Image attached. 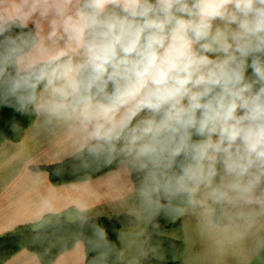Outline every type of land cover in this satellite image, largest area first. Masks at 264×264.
<instances>
[{
    "label": "clouds",
    "instance_id": "clouds-1",
    "mask_svg": "<svg viewBox=\"0 0 264 264\" xmlns=\"http://www.w3.org/2000/svg\"><path fill=\"white\" fill-rule=\"evenodd\" d=\"M0 108L69 123L147 219L264 218V0H0Z\"/></svg>",
    "mask_w": 264,
    "mask_h": 264
},
{
    "label": "crops",
    "instance_id": "crops-1",
    "mask_svg": "<svg viewBox=\"0 0 264 264\" xmlns=\"http://www.w3.org/2000/svg\"><path fill=\"white\" fill-rule=\"evenodd\" d=\"M70 134V125L65 120L37 114L20 142L2 144L0 236L23 226L41 228L45 218L52 215L65 216L70 222L80 217L122 215L137 219L134 213L127 212V207L137 210L138 202L127 178L116 169L95 178L59 185L52 182L48 171L35 170L76 159L67 152ZM182 226L184 264H264V218L243 227L226 217H214L211 224H205L198 212L189 210L182 216ZM128 232L121 234L120 246ZM5 264L42 263L35 254L22 251ZM53 264H87L84 244L62 252Z\"/></svg>",
    "mask_w": 264,
    "mask_h": 264
},
{
    "label": "trees",
    "instance_id": "trees-1",
    "mask_svg": "<svg viewBox=\"0 0 264 264\" xmlns=\"http://www.w3.org/2000/svg\"><path fill=\"white\" fill-rule=\"evenodd\" d=\"M37 113L21 114L11 108H0V147L5 142H20L26 131L35 123ZM85 168L78 159H67L61 163L37 167V171H48L52 182L63 184L81 181L114 170ZM183 214L169 216L161 214L152 219L145 233L146 256L141 264H184L185 240L182 226ZM136 218L130 215L99 217L70 222L65 216H48L41 228L23 226L0 236V264H5L22 251L35 254L42 264H53L64 251L82 243L85 246L87 264H91L96 253L91 251L86 240L93 234L95 226L105 229L114 245L109 264H128L121 259L120 237L125 229L135 227Z\"/></svg>",
    "mask_w": 264,
    "mask_h": 264
},
{
    "label": "rangeland",
    "instance_id": "rangeland-1",
    "mask_svg": "<svg viewBox=\"0 0 264 264\" xmlns=\"http://www.w3.org/2000/svg\"><path fill=\"white\" fill-rule=\"evenodd\" d=\"M107 174V173H105ZM102 174V175H105ZM97 177V176H96ZM95 178V177H93ZM127 212L134 213L137 217L138 224L135 227L125 229L122 234L128 230L127 234L123 237V243L121 245L122 251L120 253L121 259L127 261L128 264H141L146 256L145 251V233L148 229V226L151 224L152 219H147L144 214L141 212L140 208L132 209L127 207ZM90 219V218H88ZM86 217H80V220H88ZM146 228V229H145ZM145 229V231H144ZM144 231V245L141 247V234ZM121 239V238H120ZM121 243V240H120ZM144 253H143V251Z\"/></svg>",
    "mask_w": 264,
    "mask_h": 264
}]
</instances>
